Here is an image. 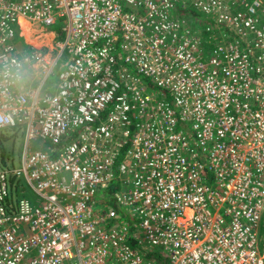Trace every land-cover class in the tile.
I'll use <instances>...</instances> for the list:
<instances>
[{
  "label": "built area",
  "instance_id": "2783aa9c",
  "mask_svg": "<svg viewBox=\"0 0 264 264\" xmlns=\"http://www.w3.org/2000/svg\"><path fill=\"white\" fill-rule=\"evenodd\" d=\"M16 63L0 264H264V0H0Z\"/></svg>",
  "mask_w": 264,
  "mask_h": 264
},
{
  "label": "rangeland",
  "instance_id": "374dc122",
  "mask_svg": "<svg viewBox=\"0 0 264 264\" xmlns=\"http://www.w3.org/2000/svg\"><path fill=\"white\" fill-rule=\"evenodd\" d=\"M178 12L183 13L182 11H178ZM186 13H188V12H185V15H186ZM193 16L194 15H192L191 13L189 14V17H193ZM20 22H22L21 23V25L23 27L22 28V34L24 36H26L25 28L27 25H28L29 29L31 30L29 37H28V41H31L32 43H35V41H36L37 45L40 44V42H38L36 39L35 40L30 39L32 37V33L34 30L32 29L29 22L26 20H21ZM61 26H62V24L60 22H57L56 24H53L49 27H46V29L54 30L55 32H59ZM202 39H203V41L206 40L205 34L202 35ZM17 46L20 49H25V47L21 44L20 40L17 42ZM207 53H208V49L204 48V57L207 56ZM55 76H56V74H55ZM153 91H155V89H153ZM20 152H21V142L16 143L15 138H13V136L10 135L9 131H5V135L0 133V167H2V168H16L17 160L19 159ZM118 179H119L118 177H115V180L113 181L115 183V186L117 185ZM17 180H18V183L16 185L17 194L19 196H24L25 198L29 199L31 202L34 203L35 199H36V195L30 190V187L24 182V180L22 178L17 179ZM110 197L111 196H109L108 198H110ZM108 201H109V199L105 200V202H108ZM261 251H262V249L260 247L259 252L261 253ZM158 252L160 253V250H158Z\"/></svg>",
  "mask_w": 264,
  "mask_h": 264
},
{
  "label": "clouds",
  "instance_id": "9594fccd",
  "mask_svg": "<svg viewBox=\"0 0 264 264\" xmlns=\"http://www.w3.org/2000/svg\"><path fill=\"white\" fill-rule=\"evenodd\" d=\"M40 71L36 67H25L23 63L8 66L0 71V96H8L11 90L21 102L30 96L37 84Z\"/></svg>",
  "mask_w": 264,
  "mask_h": 264
},
{
  "label": "trees",
  "instance_id": "16d2710c",
  "mask_svg": "<svg viewBox=\"0 0 264 264\" xmlns=\"http://www.w3.org/2000/svg\"><path fill=\"white\" fill-rule=\"evenodd\" d=\"M26 28H28V25L26 26ZM30 32H31V30L30 29H28V31H27V33H26V37H27V39H28V37H29V34H30ZM3 154V153H2ZM2 157V156H1ZM114 185V184H113ZM113 187V186H112ZM112 187L110 188V190H109V193H112Z\"/></svg>",
  "mask_w": 264,
  "mask_h": 264
},
{
  "label": "crops",
  "instance_id": "0c3cea01",
  "mask_svg": "<svg viewBox=\"0 0 264 264\" xmlns=\"http://www.w3.org/2000/svg\"><path fill=\"white\" fill-rule=\"evenodd\" d=\"M28 29H29V27L28 28H25V33H27V31H28ZM25 38H26V36H25ZM27 39V38H26ZM31 40H35V38H30ZM28 40V39H27ZM31 42V41H30ZM39 42V41H38ZM33 44H37V42L35 41V43H33Z\"/></svg>",
  "mask_w": 264,
  "mask_h": 264
},
{
  "label": "bare ground",
  "instance_id": "6f19581e",
  "mask_svg": "<svg viewBox=\"0 0 264 264\" xmlns=\"http://www.w3.org/2000/svg\"><path fill=\"white\" fill-rule=\"evenodd\" d=\"M21 20H25V19H23V18H20V21H21ZM20 21H19V22H20ZM21 23H22V22H20V24H21ZM21 28H23V27H22V25H21Z\"/></svg>",
  "mask_w": 264,
  "mask_h": 264
}]
</instances>
